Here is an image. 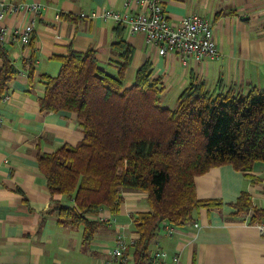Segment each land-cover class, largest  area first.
<instances>
[{
  "label": "crops",
  "instance_id": "obj_1",
  "mask_svg": "<svg viewBox=\"0 0 264 264\" xmlns=\"http://www.w3.org/2000/svg\"><path fill=\"white\" fill-rule=\"evenodd\" d=\"M18 1L38 3L40 11H20L3 20L9 27L32 22L33 41L25 45L9 40L3 51L18 72L4 91L7 98L0 100V264H135L132 245L139 234L132 218L149 209L146 192L123 190L118 213L104 208L93 216L103 223L89 242L83 241L82 226L60 223L52 210L57 201L67 203L68 199L51 195L38 168V154L75 145L83 131L75 113L40 109L44 87L39 76L56 74L57 57L69 49L91 48L99 66L114 70L119 57L111 44L115 26L122 23L123 36L134 49L125 83L130 84L136 69L150 61L152 76L164 86V106L176 104L191 78L213 91L264 90V0H164L165 13L172 21L189 13L211 21L218 54L200 60L178 53L160 55L145 41L144 33L129 31L125 19L101 16L104 9L128 15L124 0ZM194 184L197 197L216 199L218 205L199 207L192 220L180 226L162 221L150 256L162 248L177 253L179 264H264V220L250 222V215H239L233 207L244 191L254 206L264 207V161H254L246 171L230 163L215 165L196 175ZM165 225L172 230L167 232ZM118 234L130 242L124 263L111 253Z\"/></svg>",
  "mask_w": 264,
  "mask_h": 264
},
{
  "label": "trees",
  "instance_id": "obj_2",
  "mask_svg": "<svg viewBox=\"0 0 264 264\" xmlns=\"http://www.w3.org/2000/svg\"><path fill=\"white\" fill-rule=\"evenodd\" d=\"M123 30L122 23L115 26L111 47L119 61L114 70L99 66L91 48L69 49L57 57L56 74H40V109L75 113L83 136L75 145L39 153L37 162L51 195L68 199L52 206L58 221L82 226L85 242L103 223L93 216L104 208L118 213L123 190L146 192L149 209L132 218L139 234L132 252L135 264H151V243L162 221L180 226L199 207L218 205L216 199L197 197L196 175L224 163L246 171L254 161H264V90L213 91L191 78L176 104L164 106V86L152 76L150 61L125 83L134 49ZM0 58L1 98L18 69L4 52ZM233 207L250 215V222L264 220V207L254 206L245 191Z\"/></svg>",
  "mask_w": 264,
  "mask_h": 264
},
{
  "label": "built area",
  "instance_id": "obj_3",
  "mask_svg": "<svg viewBox=\"0 0 264 264\" xmlns=\"http://www.w3.org/2000/svg\"><path fill=\"white\" fill-rule=\"evenodd\" d=\"M164 0H124L123 5L128 15H123L113 9H104L101 16L111 17L116 21L125 19L131 33L142 32L145 41L154 45L158 54L178 53L184 57L190 55L195 60L205 56L215 57L218 54L217 43L213 34L211 21L199 13H189L178 21L170 20L163 7ZM20 11H31L38 14V3H26L18 0H0V52L4 51L9 40L20 41L27 45L33 31V23L24 26L9 27L3 23L7 15ZM92 16L95 14L92 13ZM2 95L0 100L6 99ZM3 122L0 114V124ZM167 232L170 226H164ZM130 242L122 234H118L112 248V255L121 262L129 257L127 251ZM151 264H179V255L170 254L167 250L157 248L151 254ZM171 260V263L168 260Z\"/></svg>",
  "mask_w": 264,
  "mask_h": 264
}]
</instances>
